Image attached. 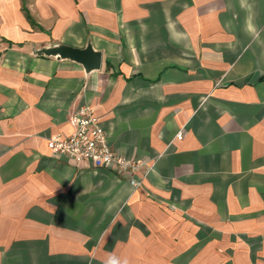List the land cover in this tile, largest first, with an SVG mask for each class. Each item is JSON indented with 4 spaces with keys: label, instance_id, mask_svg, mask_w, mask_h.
<instances>
[{
    "label": "crops",
    "instance_id": "crops-1",
    "mask_svg": "<svg viewBox=\"0 0 264 264\" xmlns=\"http://www.w3.org/2000/svg\"><path fill=\"white\" fill-rule=\"evenodd\" d=\"M84 105L132 175L49 149ZM0 264H264V0H0Z\"/></svg>",
    "mask_w": 264,
    "mask_h": 264
},
{
    "label": "built area",
    "instance_id": "built-area-1",
    "mask_svg": "<svg viewBox=\"0 0 264 264\" xmlns=\"http://www.w3.org/2000/svg\"><path fill=\"white\" fill-rule=\"evenodd\" d=\"M71 121L74 132L50 138L48 141L50 150L76 163L89 162L95 168H116L125 176L133 174L139 163L112 149L103 123L94 116L90 105L80 107ZM177 139H183V132L177 134ZM132 183L141 184L135 179H132Z\"/></svg>",
    "mask_w": 264,
    "mask_h": 264
},
{
    "label": "water",
    "instance_id": "water-1",
    "mask_svg": "<svg viewBox=\"0 0 264 264\" xmlns=\"http://www.w3.org/2000/svg\"><path fill=\"white\" fill-rule=\"evenodd\" d=\"M38 55L53 56L59 59H68L82 64L86 71L100 69L102 63V54L94 50L91 44L84 49H78L67 46H55L43 48L37 51Z\"/></svg>",
    "mask_w": 264,
    "mask_h": 264
},
{
    "label": "rangeland",
    "instance_id": "rangeland-1",
    "mask_svg": "<svg viewBox=\"0 0 264 264\" xmlns=\"http://www.w3.org/2000/svg\"><path fill=\"white\" fill-rule=\"evenodd\" d=\"M26 4H27V0H23V5H24V8H26ZM39 51V50H38ZM46 56V55H44Z\"/></svg>",
    "mask_w": 264,
    "mask_h": 264
}]
</instances>
